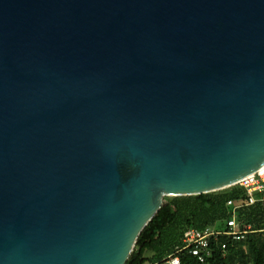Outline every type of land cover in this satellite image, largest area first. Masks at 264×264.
<instances>
[{"label": "water", "instance_id": "95a60500", "mask_svg": "<svg viewBox=\"0 0 264 264\" xmlns=\"http://www.w3.org/2000/svg\"><path fill=\"white\" fill-rule=\"evenodd\" d=\"M263 170L264 0H0V264H127Z\"/></svg>", "mask_w": 264, "mask_h": 264}, {"label": "trees", "instance_id": "16d2710c", "mask_svg": "<svg viewBox=\"0 0 264 264\" xmlns=\"http://www.w3.org/2000/svg\"><path fill=\"white\" fill-rule=\"evenodd\" d=\"M243 196L244 192L234 187L222 196L202 194L164 200L161 210L141 233L127 264H166L165 259L181 248L186 231L222 227L231 217L227 200ZM237 220L252 225L256 232L241 241L226 236L212 239V253L205 262L183 250L179 253L181 264H264V202L241 208Z\"/></svg>", "mask_w": 264, "mask_h": 264}, {"label": "built area", "instance_id": "2783aa9c", "mask_svg": "<svg viewBox=\"0 0 264 264\" xmlns=\"http://www.w3.org/2000/svg\"><path fill=\"white\" fill-rule=\"evenodd\" d=\"M234 187L244 192V196L237 199L227 200V206L231 211V217L225 220L222 227H208L205 230L190 229L185 232L182 238V246L177 251L165 259L166 264H181L179 253L188 250L193 256L201 262H205L212 253V239L222 236L230 238L232 241H241L247 235L255 233L252 225L239 223L237 213L243 207L254 205L258 202H264V170L241 181Z\"/></svg>", "mask_w": 264, "mask_h": 264}, {"label": "rangeland", "instance_id": "374dc122", "mask_svg": "<svg viewBox=\"0 0 264 264\" xmlns=\"http://www.w3.org/2000/svg\"><path fill=\"white\" fill-rule=\"evenodd\" d=\"M232 189H234V186H233V188L231 187V188H228V189H225V190H222V191H218V192H214V193H210V194L211 195H215V196H222V195H225L226 193L232 191ZM176 198H181V197H166L164 200H166L168 202L169 201H176V200H174Z\"/></svg>", "mask_w": 264, "mask_h": 264}]
</instances>
